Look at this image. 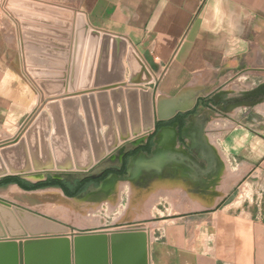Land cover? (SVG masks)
Wrapping results in <instances>:
<instances>
[{"label": "crops", "instance_id": "crops-1", "mask_svg": "<svg viewBox=\"0 0 264 264\" xmlns=\"http://www.w3.org/2000/svg\"><path fill=\"white\" fill-rule=\"evenodd\" d=\"M7 1L0 0V144L17 135L39 104V92L34 85L37 80L32 82L23 70L20 43L28 42L37 57L55 61L61 38L47 32L63 31L56 25L65 21L8 6ZM26 1L73 13L66 40L67 56L63 60L62 95L56 97L68 94L74 18L82 14L89 29L126 39L156 80L152 87L155 100L164 103L163 111H174L176 115L159 122L163 125L158 130L155 126L137 143L132 140L122 146L112 166L102 165L87 174L74 173L69 177L48 173L46 178L31 175L18 179L29 183L60 180L73 193L83 179H94L109 169L121 170L126 160L125 174L117 176L119 180H127L135 159L152 160L159 135L166 129L172 142L167 148H177L178 153L164 150L167 153L161 170L148 171L141 167L135 179L144 172L166 170L165 173L185 176L184 180L189 177L199 184L200 192L195 197L182 194L188 198L185 203L174 201L173 205L183 211L177 217L166 215L158 222L160 242L153 243L150 232L142 230L147 236L148 263L264 264V121L251 125L238 120L236 113L230 115L232 110H226L229 104L225 105L224 99L228 94L245 90L240 95L246 99L240 102L242 107H254L258 114L264 113V92H261L264 89V0ZM8 8L48 19L50 23L44 24L36 18H15ZM22 24L28 25L27 28L23 29ZM22 33L32 38L21 39ZM41 47H49L50 54L43 53ZM125 68L126 81V65ZM45 79L55 81L52 75ZM55 89L51 86L48 91ZM253 92L258 95L247 96ZM75 93H79L78 87ZM81 111L80 107V114ZM151 137L146 151V141ZM138 147L142 149L131 154ZM218 165L220 170L216 173L214 168L218 169ZM2 179L0 199L14 204L21 194L37 196L51 191L66 200L86 199L97 193L106 196L101 185L90 184L79 196L70 198L60 188L25 191L17 184H1ZM164 181L172 184L174 180ZM67 207L71 210H63L65 213L73 210ZM69 227L73 234L91 233Z\"/></svg>", "mask_w": 264, "mask_h": 264}, {"label": "water", "instance_id": "water-1", "mask_svg": "<svg viewBox=\"0 0 264 264\" xmlns=\"http://www.w3.org/2000/svg\"><path fill=\"white\" fill-rule=\"evenodd\" d=\"M7 5L65 21L56 25L63 31L47 32L61 38L55 61L37 57L28 42L20 43L23 70L32 82L37 80L34 85L39 92L40 106L12 140L0 144V178L46 172L88 173L119 150L121 144L149 134L157 123L176 115L174 111H163L164 103L155 100L152 87L156 80L126 39L89 29L82 14L74 18L68 94L56 97L62 95L63 60L67 56L66 40L73 13L26 0H8ZM8 10L15 18H36L44 24L50 23L45 18ZM21 26L24 29L28 25ZM20 37L27 40L32 35L22 33ZM41 51L50 54L51 49L41 47ZM123 60L128 69L126 81ZM51 75L55 81L45 79ZM51 86L56 87L55 91H48ZM77 87L82 92L75 93ZM250 95L258 94H247ZM242 105L235 102L227 105L226 110ZM80 106L83 115L79 113ZM113 177L119 179L114 174L102 181L101 186ZM0 206L8 207L10 203L0 200ZM19 211L34 225L29 233L58 234V224ZM63 230L60 231L64 233ZM6 238L5 234L0 235V264H149L147 236L143 231L74 234L71 238L41 236L18 241Z\"/></svg>", "mask_w": 264, "mask_h": 264}, {"label": "rangeland", "instance_id": "rangeland-1", "mask_svg": "<svg viewBox=\"0 0 264 264\" xmlns=\"http://www.w3.org/2000/svg\"><path fill=\"white\" fill-rule=\"evenodd\" d=\"M124 62L125 61L123 60V64ZM80 92L82 91L79 90V93ZM244 92L246 91L240 90L239 92L228 94V96L226 98L224 97V99H226V102H229L230 100L241 102L243 100H241L242 96L240 95ZM39 106L40 103L38 104L36 109ZM233 113H236L235 118L243 121L246 124L258 125L257 121H259L260 123H263L264 121V113L262 112V115L258 114L256 111H254V107L247 108L239 106L237 109L232 110L229 114L231 115ZM81 115H83V113ZM141 137L133 139L135 141L134 143H137V140H139ZM130 143L132 142L121 144L120 148H122V146L129 145ZM118 151L119 150H116L107 159L97 164L92 170L97 169L98 167H102V165L112 166L115 161L118 160V156L116 155ZM166 151H169L171 153L173 149L167 148ZM166 151L165 154L167 153ZM219 170L220 167L218 169L217 167L214 168V172H219ZM165 172L166 170L160 171L159 173L153 171L151 172L152 174L144 172L143 175H141L137 179H132L130 177L133 181H130L128 176L127 180H122L123 182H125V184L118 187V189L113 193L112 191H110L109 193H105L108 197L104 196L101 193L89 196L86 199L66 200L61 197L58 200L61 204L73 208L71 212L67 213H65L63 210L57 209L54 202L45 201L35 196L32 197L29 194H21V196L17 198V204L0 199L5 203H10V206L8 207L0 206V235L5 234L7 237L6 239L18 241L41 236H68L69 238H71L74 234L72 231L73 229H71L69 226L77 228L78 231L81 230L80 232L105 234L138 230L142 231L144 229H147L150 232L151 240L153 241V243H158L160 242L157 239L159 237L160 231L158 229V225H160L158 224V222L163 220L166 215H169L170 217H177L183 211L180 210V208L176 207V205H173L174 201L168 200L173 199L172 193L176 194V192H178V186H180L179 188L181 194L185 195L187 193L190 197H195L196 194L200 192L198 187L199 184H197L196 182L194 183L189 177H187L186 180H184V178H186L185 176L177 179V176L175 174H169ZM49 173L57 174L55 172ZM41 174H43L42 176L46 178V175L48 173H33L31 175ZM31 175H26L23 177ZM57 175L61 176V174ZM63 175L65 177H69L67 176L69 174ZM166 179H173L174 181L172 182V184H169L170 182L164 181ZM188 189L190 190V192L187 191ZM175 200L177 201L176 204H182L187 202L188 198H185V200H183L182 198L177 197L175 198ZM19 210L35 214L39 217L48 219L51 222L58 224L60 226L58 234L34 235L29 233L30 229H34V225L29 224L30 222L27 221L30 218H28V220L24 219V217L22 216L23 213L21 214ZM63 227L67 228V230H63ZM61 229L64 231V233L60 231Z\"/></svg>", "mask_w": 264, "mask_h": 264}, {"label": "bare ground", "instance_id": "bare-ground-1", "mask_svg": "<svg viewBox=\"0 0 264 264\" xmlns=\"http://www.w3.org/2000/svg\"><path fill=\"white\" fill-rule=\"evenodd\" d=\"M103 131V129H102ZM196 132V131H195ZM173 136V135H172ZM170 133L168 130L164 129L160 135H159V140H158V146H157V149L155 150L154 152V156L152 158V160L150 162H142L140 161L139 159H135L131 168H130V171H131V178L132 179H135L136 176H137V173L139 171V169L141 167H144L146 168L147 170H151V169H157L159 168L161 170V164H162V161L165 157V154H164V150L167 149V146L171 145L172 146V142L170 141ZM193 138V137H192ZM199 139V138H198ZM201 139V138H200ZM170 141V142H169ZM180 147V146H179ZM177 149V148H176ZM175 149V150H176ZM180 149V148H179ZM173 150L172 152L174 154L178 153L177 151ZM184 150V149H183ZM211 150V149H210ZM184 152V151H183ZM186 153V152H185ZM150 160V159H148ZM166 161V160H165ZM185 162V161H184ZM164 163V162H163ZM178 164V163H177ZM170 165H172V162H170ZM187 165V164H186ZM211 165V164H210ZM181 167V166H180ZM212 167V165H211ZM219 167V165H218ZM173 168V167H172ZM184 171H182L183 173ZM210 173V172H209ZM177 176H179L178 174H176ZM180 177V176H179ZM131 178L130 181L132 180ZM178 178V177H177ZM179 179V178H178ZM133 181V180H132ZM127 183V182H126ZM210 183V181H209ZM123 184H125L122 180H119L115 177H113V179H109L107 181L104 182L103 184V190L105 191V193H109L110 191H113V190H116L118 187L122 186ZM180 186H178V192L175 193H172V197L173 199H168V200H172V201H175V203L177 202L175 200V198L179 197V198H182L183 200H185V198H187V196H184L182 195L180 192ZM210 187V186H209ZM208 189V188H207ZM162 194V193H161ZM37 198H40V199H43L45 201H51V202H54L55 206L57 209H60V210H65V211H69L71 210L69 207H67L66 205H63L61 204L58 200L60 198L59 194L57 192H54V191H51V192H44V193H38L36 194ZM107 195V194H105ZM33 197V196H32ZM36 200V198H35ZM171 201V202H172Z\"/></svg>", "mask_w": 264, "mask_h": 264}, {"label": "trees", "instance_id": "trees-1", "mask_svg": "<svg viewBox=\"0 0 264 264\" xmlns=\"http://www.w3.org/2000/svg\"><path fill=\"white\" fill-rule=\"evenodd\" d=\"M163 124L162 123H158L156 124V130H158ZM180 125H182V122L180 123ZM151 140L152 137L149 139L148 144L146 145V147H144V149L146 151L149 150V147L151 145ZM142 149V147H138L137 149H135L131 154H136L137 152H139ZM125 164H126V160H125ZM124 164V168H121V170L117 171L113 170V169H109V170H105L104 172H102V174L94 179L91 178H85L82 181L79 182V184L76 187V190L71 193L68 190H66L64 188V184L62 181L60 180H56V179H47L45 181H40V182H36V183H29V182H25V181H21L18 179V177H5L1 180V184H17L21 189L25 190V191H34V190H39V189H45V188H49V187H56V188H60L64 195L70 198H74L79 196L85 189L87 186H89L90 184H93L95 186H100L102 181H104L105 179L109 178L112 175H118V176H122L125 174V165Z\"/></svg>", "mask_w": 264, "mask_h": 264}, {"label": "flooded vegetation", "instance_id": "flooded-vegetation-1", "mask_svg": "<svg viewBox=\"0 0 264 264\" xmlns=\"http://www.w3.org/2000/svg\"><path fill=\"white\" fill-rule=\"evenodd\" d=\"M245 98H241V100H244ZM235 102V100H230L229 102H227L225 105H227V104H231V103H234ZM181 122H179L178 124H180ZM148 139H147V141H146V144H148ZM120 169H118V170H116V172L117 171H119Z\"/></svg>", "mask_w": 264, "mask_h": 264}]
</instances>
